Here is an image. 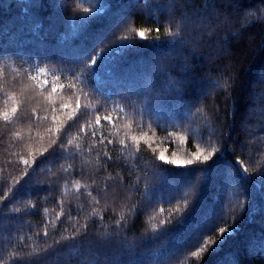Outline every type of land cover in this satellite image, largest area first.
<instances>
[{"label":"trees","instance_id":"trees-1","mask_svg":"<svg viewBox=\"0 0 264 264\" xmlns=\"http://www.w3.org/2000/svg\"><path fill=\"white\" fill-rule=\"evenodd\" d=\"M231 2L142 0L136 4L135 0H0V89H3L0 109L7 107L14 93L23 101L19 121L7 125L0 120V197H6L0 200V264H33L37 259L40 264H77L85 249L78 241L67 238L74 230L84 231L85 223L88 225L86 240L108 241L99 252L100 264H107L111 257L125 261L136 257L142 258L144 264H160L157 257L168 247V238L158 237L157 233L165 227L162 221L168 218L176 203L191 195L192 181L196 177L204 187L200 200L203 213L211 217L218 208L226 217H235L228 220L229 224L240 225L232 238L228 236L219 242V251L210 253L205 264H216V261L230 264L236 253L243 256L245 264H264V251L260 250L264 239V187H252L254 199L248 203L240 194L239 184L247 188L249 182L240 181L235 168L226 169L223 160L211 173L201 174L163 164L156 158L161 149L169 157L173 152L183 155L186 149L195 150L199 133H203L202 143L208 147L209 135L214 132L213 144L218 137L226 138L229 160L240 155L249 168L264 163V20L259 19L264 16V0H240V7L233 4L228 8ZM101 5L105 6L104 10L97 11ZM86 8L93 11L87 13ZM217 8L227 13V18L221 15L215 19L213 13ZM245 11L252 15L245 17ZM117 13L129 18L130 28L146 30L159 26L160 21L170 26L167 18L169 13H174L178 23L187 24L185 36L192 33V38L183 44L176 43V38L167 36L163 30L158 41H140L136 37L139 44L129 50L125 71L146 73L142 79L145 85L155 82L162 88L169 76L183 77L185 57H190L193 49L199 75L223 84L228 71H238L239 82L227 90L216 87L195 108L182 113L184 123L170 119L169 125L176 127L169 126L167 131L163 121L157 127L155 118L142 112L135 98L129 104L99 95L85 97L79 95L76 88L69 92L66 87L53 92L51 97L41 96L35 90L32 76L43 69L46 79L58 77L62 85L75 83L79 87V79L57 62L59 52L77 45V58L83 60L109 39L117 26L113 19L85 33L88 26L81 25L80 18L110 17ZM209 22L214 30H203L209 28ZM96 24L98 26L99 22ZM150 36H155V32ZM111 55L118 53L111 52ZM105 56L95 66L96 73L90 83L96 82L97 73H103ZM232 65L234 69L230 68ZM88 91L86 88L85 92ZM73 95L78 96L82 107L78 118L69 121L72 127L64 132L65 148L43 160L35 172L29 170V176L22 178L20 184H14L13 177L19 176L22 168L17 158L26 142H18L15 133L21 132L25 137L31 134L35 147L39 148L36 132L55 123L51 120L50 103L54 102L59 109L57 118L65 119V113L71 109H63L61 101L72 105ZM33 109L39 123L34 122L36 116H29ZM105 115L115 118V126L102 120L96 128L97 136L103 133L108 141L116 138V142L106 141V147H100L90 132L78 135L77 130L86 121L91 128L94 117ZM173 131L188 132L190 141L170 136ZM142 133L153 137L151 147L144 142L139 148L131 143H118L125 134L130 139L131 135ZM68 140L73 141L71 146ZM24 181H28V185L20 190ZM99 190H103V199L97 195ZM237 201L245 203V210L233 211ZM16 208L20 211L15 212ZM116 221L121 222L119 226ZM153 224L160 228L153 229ZM197 227V223L190 221L182 238L173 242L169 249L173 262L179 257L184 264H191L181 249L191 242L192 232ZM54 241L60 243L54 244ZM97 251L92 249L93 253ZM249 251L257 254H246Z\"/></svg>","mask_w":264,"mask_h":264},{"label":"snow or ice","instance_id":"snow-or-ice-1","mask_svg":"<svg viewBox=\"0 0 264 264\" xmlns=\"http://www.w3.org/2000/svg\"><path fill=\"white\" fill-rule=\"evenodd\" d=\"M136 4L142 3V0H135ZM235 4L240 7V0H232L228 5L231 8ZM104 5H101L97 11H103ZM132 7V5H128ZM85 12L91 13L92 8L84 9ZM244 16H251L250 12L245 11ZM221 15L227 18V13L222 9H214L213 17L218 19ZM113 19L116 20V28L113 30L109 39H107L103 44L97 46L93 51H91L83 60H79L77 57L79 55L77 45L66 47L59 52L58 63L62 64L65 69L73 73L74 78L79 79V87L77 84L73 83L70 85H62L59 78L46 79L47 73L43 69L32 76L31 79L34 82L35 90L44 96L47 94L51 97L53 92L58 89L67 88L71 92L72 88H76L77 93L81 96L87 97L88 95H99L104 98H116L120 100H125L129 104L133 102L135 98L141 104V110L144 114L149 117H154L157 127H160V121H163V126L165 131L169 126L175 128L176 125H169V120L180 119L181 123H184L182 113L185 111H191L195 108L197 104L202 102L203 98H206L216 87H221L225 90L233 88L237 85L240 79V73L238 71H228L226 76L223 77L224 83L221 84L219 80L212 81L207 79L203 75L197 73V65L194 63L196 59V50L193 49L190 57H185V63L183 65L185 70V75L180 78L168 77L165 85L161 88L152 82L151 86H147L142 82L143 76L146 73L133 74L131 72L125 71V64L128 60V52L138 46L139 41L136 37H139L140 41H147L149 39L153 41H158L161 38L162 30L163 33L169 37L176 38V43L183 44L186 40L192 38V33L185 36V31L187 24L178 23L174 13H169L168 15V25L165 26L163 21L159 22V26L154 29H144L137 28L132 29L128 25L130 23L129 18L124 15L117 13L110 17H92L87 18L81 17L79 23L81 25H87L84 29L85 33L92 31L93 29H99L103 27L105 22H110ZM187 19V17L185 18ZM259 19L264 20V16L259 17ZM99 22L97 26L96 22ZM95 22V24H94ZM174 26V27H173ZM203 30H214L211 28V23L209 22V28ZM155 32V36H150V33ZM120 33H124L121 35ZM127 42V43H126ZM224 43H227L225 40ZM159 46V45H155ZM109 55L105 56V53ZM111 52H116L118 55H111ZM102 56H105L104 60V70L103 73H97L95 75V83H90L93 74L96 73V68L98 61ZM234 69L235 66H230ZM264 79V77H262ZM211 85V88L209 87ZM51 88V92H49ZM88 92H85V89ZM3 91V89H0ZM23 101L16 98V94H13L12 100L9 101L7 107L0 109V120L4 121L7 125L15 124L19 121L22 116L20 114V109ZM63 109H71L70 112L65 113V119H58L56 112L59 110L56 108L55 103H50L49 107L52 111L51 120L54 121V125L48 126L41 131L36 132L37 142L40 143V147H35L33 138L31 134L25 137L21 132H16L18 142L26 141L22 148L21 154L18 156V161L22 163V168L20 169L19 176L13 177L14 184H20L22 178L29 176V170L35 172V168L39 167V164L43 160H47L50 157L56 156L58 149H64L65 145L62 142L64 140V132L68 128L72 127V123H69L73 117H77L78 110L82 107L81 101L78 96L73 95L72 105L63 103L61 101ZM171 108V111H170ZM197 112L200 109H196ZM29 116H36L35 123H39V116L36 114L35 109L29 113ZM78 118V117H77ZM106 120L110 124L115 126V118L112 115H105L104 117L96 116L93 118V124L91 128L86 121L83 127L79 128L78 135L84 136L89 132L91 136L96 137V143L100 147H106V141L108 143L116 142V138L112 141H108V138L101 133L97 136L96 128L101 125V121ZM75 121L73 120V123ZM149 127H151V121L149 122ZM215 133H210L208 140V147H205L202 143L203 133L198 134V139H196L195 150H185L183 155H177L175 152L169 157L166 155L165 150L161 149L158 156L156 157L163 164L171 165L175 168L189 169L192 171L199 172L201 174L211 173L215 168H218L222 163L225 165L226 169H233L238 173V179L240 181H248L249 187L245 188L243 184H239L240 194L246 197L248 203H251L254 199L251 188L254 186L264 187V163L259 164L255 167L249 168L248 164H245L244 159L240 155H236L234 159L229 160V148L226 143H224L225 137L221 136L217 138V143L213 144L211 142V136ZM172 137H177L184 142L190 141V135L185 131H173L169 134ZM141 142L146 143L149 147L153 144V137L149 133L133 134L130 139L127 134L123 138L118 139V143L121 145L133 144L137 148L140 147ZM73 144L72 140H68V145ZM78 147V145H77ZM243 147V145H241ZM90 151H93L90 149ZM155 151V149H153ZM105 156H109L105 153ZM110 158V156H109ZM215 165V167H213ZM191 166V167H190ZM240 173H243L240 175ZM256 173L255 176L252 174ZM6 183V181H5ZM206 183V180H205ZM28 185V181H24L20 185V190H23ZM107 186H105L106 188ZM79 188V185H77ZM191 195L183 198L181 201L177 202L175 207L171 209L168 214V218L162 221L165 225L161 229L160 235L166 236L168 238V247L164 249L163 252L159 254L157 259L160 264H184V260L176 257L175 261L171 259L169 249L172 248L173 242L181 239L183 231L188 228L190 221H194L198 224V227L192 232V240L181 250L183 252L184 258L191 260V264H205L206 258L209 257L210 253L213 251H219V242L226 239L232 234L239 230L240 225L238 223L229 224L228 220H235L234 216H225L222 211L218 208L214 210L211 217L206 216L201 207L200 200L204 195V187L200 185L199 177H196L192 181V186L190 189ZM100 199H103V190H99L97 193ZM195 197V200H192ZM6 197H0V200H4ZM213 201V200H212ZM99 202L98 200L96 201ZM215 203V201H213ZM63 204V201H60ZM23 207H34V205H23ZM245 210V203L242 201H237L233 211L235 209ZM15 212H19L20 209H14ZM163 211V209H161ZM117 225H120V221H116ZM171 224L169 228L167 225ZM87 223L83 225L84 231L79 229L71 232L70 236L67 238L69 241H78L80 247L85 249V252L81 253V259L77 261V264H100L98 260L99 252L104 249L107 244V239L102 242L99 241H88L85 237L87 233ZM153 229L160 228V225L153 224ZM44 236H48V228L44 227ZM59 241H54V244H59ZM96 248L98 251L96 253L92 252V249ZM260 250L264 251V239L261 240ZM45 251L46 249H42ZM246 254L252 255L257 254L253 251H249ZM91 257V259H89ZM33 264H40V260L37 259ZM107 264H144L142 258L132 257L130 260H123L120 257H111L108 259ZM216 264H222L221 261H216ZM230 264H245V260L239 253L234 254L230 260Z\"/></svg>","mask_w":264,"mask_h":264}]
</instances>
